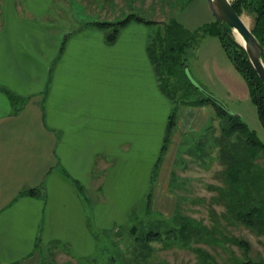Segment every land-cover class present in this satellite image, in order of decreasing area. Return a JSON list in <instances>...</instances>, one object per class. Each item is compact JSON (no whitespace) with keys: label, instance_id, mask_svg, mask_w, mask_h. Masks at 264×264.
<instances>
[{"label":"crops","instance_id":"crops-1","mask_svg":"<svg viewBox=\"0 0 264 264\" xmlns=\"http://www.w3.org/2000/svg\"><path fill=\"white\" fill-rule=\"evenodd\" d=\"M54 6L72 10L66 22L51 16ZM87 8L0 0V264H44L53 244L88 252V194L98 191L104 210L122 170L137 167L145 146L161 149L173 106L159 88L149 34L130 20L107 42ZM210 111L184 105L177 114L152 195L164 219L178 202L168 189L175 155Z\"/></svg>","mask_w":264,"mask_h":264},{"label":"rangeland","instance_id":"rangeland-1","mask_svg":"<svg viewBox=\"0 0 264 264\" xmlns=\"http://www.w3.org/2000/svg\"><path fill=\"white\" fill-rule=\"evenodd\" d=\"M79 2L89 5L87 10L90 16L98 17L99 20L116 22L129 14L150 20L152 23L142 22L144 27H138L144 28L149 37L159 35L158 28L163 23H178L184 30L182 40L189 41L181 56L185 58L184 67L189 78L193 79L192 83L198 81L204 89L218 97L264 143V126L246 79L227 56L220 39L198 31L215 19L206 0ZM78 10L82 15L83 10ZM71 12L57 10L54 6L51 16H58L66 22ZM240 15L252 28L255 22L253 12L242 10ZM233 36L236 39L234 33ZM170 80L173 84L168 85V88L173 90L177 86L178 90L173 98L168 99L176 114H179L181 106L188 105L181 103L180 97L185 94L184 99L187 101L197 97L199 91L189 82L183 86L182 83H175L173 78ZM207 106L213 111L208 113L201 130L189 133L187 142L182 144L172 164L168 189L177 193L178 202L171 218L164 219L155 212L152 201L167 153L161 152L160 146L155 150L152 145L145 146L144 153L138 154L137 167L122 170L124 175L121 174V178L111 183L108 207L100 209L98 191L88 194L91 200L90 241H93L94 247L83 252L86 249L53 244L46 249L44 264H243L247 260L264 261V230L249 228L232 217L223 201L218 200L217 189L213 188L224 185L216 147V139L221 135L222 119L215 114L211 103H207ZM258 161L264 163V154L260 155ZM175 214L197 220L202 227L200 234L197 237L192 235L183 242L176 229L179 220L173 218ZM148 230L158 231L159 236L152 240L146 239ZM135 237L141 239L137 242ZM196 248L210 256L203 257Z\"/></svg>","mask_w":264,"mask_h":264},{"label":"trees","instance_id":"trees-1","mask_svg":"<svg viewBox=\"0 0 264 264\" xmlns=\"http://www.w3.org/2000/svg\"><path fill=\"white\" fill-rule=\"evenodd\" d=\"M231 2L239 14L242 10L253 12L255 22L251 29L264 46V0H231ZM130 20L152 23V21L134 14H129L116 22L98 20L93 23L105 31L106 41L112 42L118 29ZM158 30H160L159 35L149 37L147 49L159 81L160 90L167 98L171 99L178 87L175 86L173 90L168 88V85L173 84L170 78H173L175 83H182L183 86L189 82L199 91V95L185 101L184 94L180 97L181 103L188 105L211 103L215 114L222 119L221 135L216 139V147L217 159L222 165L220 174L223 177L224 185L213 187L218 191V200L223 201L229 214L240 223L252 229L264 230V163L258 161L260 155L264 154V143L248 128L239 115H235L232 111L206 98L199 87L188 78L184 67L185 58L181 56L189 44L188 40H182L183 28L178 23L171 21V23L161 24ZM198 31L203 34L215 35L220 39L227 56L246 79L252 99L257 106L259 119L264 126V84L250 63L244 47L234 38L231 28L214 19L211 23L200 27ZM176 118V111L172 108L168 115L161 152L166 148ZM23 193L35 194L36 188L25 189ZM173 218L179 220L176 229H178L179 237L183 242L188 241L192 235L197 237L200 234L202 227L197 220L178 214H175ZM175 230L170 229L174 232ZM158 236L159 232L156 230H148L145 233L146 239L149 240L156 239ZM135 238L136 241L141 239L140 237ZM240 243H242L241 240ZM196 250L201 251L199 254H202L203 257L210 256L200 248H196ZM242 263L264 264V261L247 260Z\"/></svg>","mask_w":264,"mask_h":264},{"label":"water","instance_id":"water-1","mask_svg":"<svg viewBox=\"0 0 264 264\" xmlns=\"http://www.w3.org/2000/svg\"><path fill=\"white\" fill-rule=\"evenodd\" d=\"M206 3L217 21L226 24L231 28L233 33L236 30L240 34L243 42H238L244 47L250 63L264 84V46L256 38L252 29L247 25L242 16L234 9L231 0H206ZM186 74L188 76L187 72ZM190 80L193 81L192 78ZM195 85L199 87L200 91L206 96V98L230 110L225 103L204 89L199 82ZM234 114L238 115L236 113Z\"/></svg>","mask_w":264,"mask_h":264},{"label":"bare ground","instance_id":"bare-ground-1","mask_svg":"<svg viewBox=\"0 0 264 264\" xmlns=\"http://www.w3.org/2000/svg\"><path fill=\"white\" fill-rule=\"evenodd\" d=\"M244 21H245V20H244ZM234 35H235L237 41H239V42H243L242 37L240 36V34H239L236 30L234 31Z\"/></svg>","mask_w":264,"mask_h":264}]
</instances>
